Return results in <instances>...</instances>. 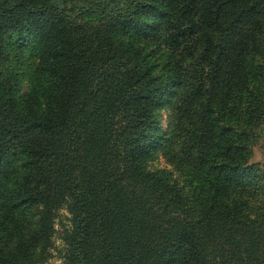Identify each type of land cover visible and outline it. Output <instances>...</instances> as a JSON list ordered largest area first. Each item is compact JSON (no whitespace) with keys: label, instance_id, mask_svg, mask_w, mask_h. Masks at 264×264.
<instances>
[{"label":"trees","instance_id":"trees-1","mask_svg":"<svg viewBox=\"0 0 264 264\" xmlns=\"http://www.w3.org/2000/svg\"><path fill=\"white\" fill-rule=\"evenodd\" d=\"M12 53L38 62L0 70V264H36L62 209L69 264H264V0H0Z\"/></svg>","mask_w":264,"mask_h":264},{"label":"rangeland","instance_id":"rangeland-1","mask_svg":"<svg viewBox=\"0 0 264 264\" xmlns=\"http://www.w3.org/2000/svg\"><path fill=\"white\" fill-rule=\"evenodd\" d=\"M112 26L109 22V20L105 17H98L96 20L89 21L88 22V30H98L100 32L104 30L110 29ZM126 37H130L129 35H126ZM145 46V51L148 52L156 61L160 62L161 59H165V52L164 50L158 46V41H152L151 39H143L140 41ZM30 56L25 55L23 58H20L19 56H15V53H12L10 55L9 59H3L0 60V70L3 72L9 71L11 68H14L17 66L18 63L19 67H25V65H31L33 67L36 66L37 60L32 59L29 60V62L26 61V58H29ZM30 85L29 82H24L23 84V92H26L28 90V86ZM173 103H165L163 104L159 109L158 112L160 114V121L162 123L164 135L163 138L158 143V150L156 153V156L151 161V167L152 168H168V169H174V166L172 162L170 161L169 156H167V150L169 148V143H167L165 137L172 135L175 128H173L174 125V118H173ZM251 162H258L264 165V123L260 127L259 134L257 136L255 145L253 147V157L251 159ZM19 162L13 163V168L15 170V177L19 175ZM40 207H33L29 209L25 216V224L26 228L34 229L35 227V220L37 218V215L39 214ZM69 213L67 210L62 209L59 213V219L56 221V231L51 237V245L46 248L45 250H42V247H38V256L39 260L36 264H69L68 259L66 258L67 254V245L62 239V229H61V223H59V220L64 223H68V217ZM169 262L168 264H174L175 261ZM181 260H178V262L181 261V264H184V262Z\"/></svg>","mask_w":264,"mask_h":264}]
</instances>
